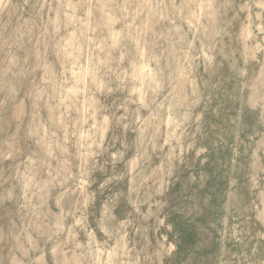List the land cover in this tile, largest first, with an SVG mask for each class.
I'll return each instance as SVG.
<instances>
[{"label": "rangeland", "instance_id": "374dc122", "mask_svg": "<svg viewBox=\"0 0 264 264\" xmlns=\"http://www.w3.org/2000/svg\"><path fill=\"white\" fill-rule=\"evenodd\" d=\"M0 264H264V0H0Z\"/></svg>", "mask_w": 264, "mask_h": 264}]
</instances>
